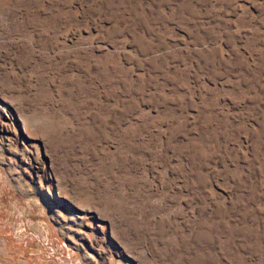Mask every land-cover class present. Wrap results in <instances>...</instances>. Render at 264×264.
<instances>
[{
	"label": "rangeland",
	"instance_id": "obj_1",
	"mask_svg": "<svg viewBox=\"0 0 264 264\" xmlns=\"http://www.w3.org/2000/svg\"><path fill=\"white\" fill-rule=\"evenodd\" d=\"M0 264H264V0H0Z\"/></svg>",
	"mask_w": 264,
	"mask_h": 264
}]
</instances>
